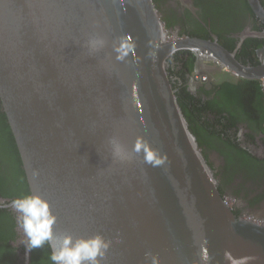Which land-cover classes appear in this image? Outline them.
I'll use <instances>...</instances> for the list:
<instances>
[{
	"label": "water",
	"instance_id": "1",
	"mask_svg": "<svg viewBox=\"0 0 264 264\" xmlns=\"http://www.w3.org/2000/svg\"><path fill=\"white\" fill-rule=\"evenodd\" d=\"M180 50L262 75L216 43L171 39L153 0H0V110L29 193L55 236L108 242L100 264H264V222L234 213L179 106Z\"/></svg>",
	"mask_w": 264,
	"mask_h": 264
},
{
	"label": "flooded vegetation",
	"instance_id": "2",
	"mask_svg": "<svg viewBox=\"0 0 264 264\" xmlns=\"http://www.w3.org/2000/svg\"><path fill=\"white\" fill-rule=\"evenodd\" d=\"M153 1L171 39L216 43L241 67L260 69V76L243 77L192 50L167 61L179 106L220 193L237 216L264 222V0ZM18 156L0 157V202L8 205L30 195L22 164H14ZM6 204H0V235L10 236L11 249L2 261L53 264L47 243L26 250L19 213Z\"/></svg>",
	"mask_w": 264,
	"mask_h": 264
},
{
	"label": "clouds",
	"instance_id": "3",
	"mask_svg": "<svg viewBox=\"0 0 264 264\" xmlns=\"http://www.w3.org/2000/svg\"><path fill=\"white\" fill-rule=\"evenodd\" d=\"M127 46L118 51L120 58L127 53ZM145 148L146 158L156 164L162 163V159L156 152L147 148L146 145L137 144V150ZM12 207L17 213V222L23 230L26 250L30 251L42 247L45 243L52 249L50 259L53 264H100L97 257L104 255V250L108 247V242L101 236L91 239H79L73 242L72 237L65 235L62 238L54 235L53 226L56 217L51 213L48 202L39 195H28L12 201ZM232 260V264H244L243 260ZM155 264V258H153Z\"/></svg>",
	"mask_w": 264,
	"mask_h": 264
},
{
	"label": "trees",
	"instance_id": "4",
	"mask_svg": "<svg viewBox=\"0 0 264 264\" xmlns=\"http://www.w3.org/2000/svg\"><path fill=\"white\" fill-rule=\"evenodd\" d=\"M201 75H203V72H201ZM261 101H262V95L261 93H259L258 103ZM178 103H179V99H178ZM186 120L188 122L187 118ZM17 155H18V151L15 145L14 139L10 132L9 126L7 125L6 118L0 110V157L2 158L7 157V156L17 157ZM16 160H14V164H21L20 157L19 159L16 158ZM9 239H10V236H6V234H4V236L0 235V264L2 263L9 264V261L7 259L2 261L6 252L10 251L11 249L10 246L8 245ZM4 241L6 242V244H2ZM12 263L13 264L16 263V258L13 259Z\"/></svg>",
	"mask_w": 264,
	"mask_h": 264
},
{
	"label": "bare ground",
	"instance_id": "5",
	"mask_svg": "<svg viewBox=\"0 0 264 264\" xmlns=\"http://www.w3.org/2000/svg\"><path fill=\"white\" fill-rule=\"evenodd\" d=\"M207 81V80H206Z\"/></svg>",
	"mask_w": 264,
	"mask_h": 264
}]
</instances>
